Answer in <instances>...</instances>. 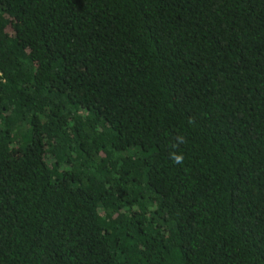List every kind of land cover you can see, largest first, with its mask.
I'll use <instances>...</instances> for the list:
<instances>
[{"label": "trees", "instance_id": "16d2710c", "mask_svg": "<svg viewBox=\"0 0 264 264\" xmlns=\"http://www.w3.org/2000/svg\"><path fill=\"white\" fill-rule=\"evenodd\" d=\"M0 264H264V0H0Z\"/></svg>", "mask_w": 264, "mask_h": 264}, {"label": "clouds", "instance_id": "9594fccd", "mask_svg": "<svg viewBox=\"0 0 264 264\" xmlns=\"http://www.w3.org/2000/svg\"><path fill=\"white\" fill-rule=\"evenodd\" d=\"M181 159H182V157H179V156L175 157L176 162H180Z\"/></svg>", "mask_w": 264, "mask_h": 264}]
</instances>
